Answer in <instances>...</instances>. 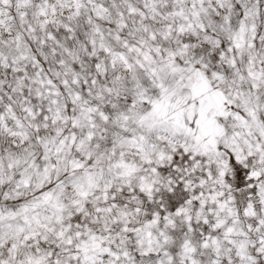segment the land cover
<instances>
[{"label": "snow or ice", "instance_id": "obj_1", "mask_svg": "<svg viewBox=\"0 0 264 264\" xmlns=\"http://www.w3.org/2000/svg\"><path fill=\"white\" fill-rule=\"evenodd\" d=\"M0 264H264V0H0Z\"/></svg>", "mask_w": 264, "mask_h": 264}]
</instances>
